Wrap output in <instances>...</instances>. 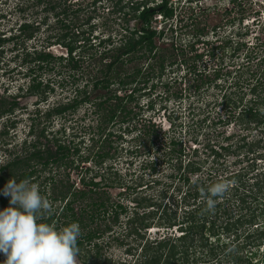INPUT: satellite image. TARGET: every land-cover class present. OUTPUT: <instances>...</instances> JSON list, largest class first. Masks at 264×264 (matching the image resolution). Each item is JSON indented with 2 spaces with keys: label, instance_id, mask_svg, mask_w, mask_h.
I'll return each instance as SVG.
<instances>
[{
  "label": "rangeland",
  "instance_id": "rangeland-1",
  "mask_svg": "<svg viewBox=\"0 0 264 264\" xmlns=\"http://www.w3.org/2000/svg\"><path fill=\"white\" fill-rule=\"evenodd\" d=\"M118 1L0 0V39L7 40L0 42V101L19 104L12 115L0 116V167L38 139L53 151L57 140L72 152L79 149L67 159L68 163L75 161L72 167L51 165L42 172L39 166L38 182L26 184L29 191L19 197L24 202L32 193L52 216L70 201L59 200L70 185L75 191H89L82 179L100 183L97 191L73 207L77 214L83 208L89 212L93 203L108 199L106 219L101 209L91 227L111 230L96 241L99 250L88 244L67 256L70 264H84L87 259L86 264H91L92 258H97V264H134L147 240L179 237L182 233L178 227L169 230L156 223L164 208L170 215L177 213L179 221L186 220L184 197L190 189L197 195L196 202L190 201L194 208L199 207L198 217L214 222L216 231L229 222L243 223L237 243H233V234L220 230L222 242L232 241L225 251L207 232L218 258L224 264H235L234 257L264 264V236L260 246L251 244L255 236L247 242L249 234L258 236L264 231V123L258 126L239 119L243 118L239 116L243 107L254 106L264 120V0H237L236 4L233 0H170L176 9L173 20L157 15L152 22V28L164 32L155 39L158 49L154 57L134 61L125 57L106 77L105 66L110 60L103 55L111 47L99 46L97 38L112 35L116 47L121 44L126 33L122 15L114 9ZM142 1L130 0L134 4ZM160 3L154 0L150 5ZM59 4L66 6L53 11ZM25 23L32 24V29L22 34L20 27ZM128 25L137 28L138 21L131 19ZM70 38L80 47L87 38L93 44L84 52L80 50L84 59L79 70L73 71L66 60H53L31 71L29 65L34 64H30L28 52L38 49L67 58L61 43ZM161 64L167 67L162 75L158 72ZM137 67L142 70L138 78ZM216 74L220 76L217 79ZM35 77L53 90L42 96H23L22 91ZM109 78L106 88L104 79ZM85 97L87 102H83ZM76 99L80 104L75 110L47 119L50 111ZM226 99L231 104L224 106ZM43 130L47 138L40 137ZM108 152L111 158L102 162L97 153ZM190 163L199 170L189 172L186 166ZM185 177L190 185L185 184ZM46 180L48 188L40 197L39 189ZM256 183L260 187L254 189ZM16 189L13 186L8 193ZM119 204L127 212L114 222L111 212ZM141 204L154 206L144 208ZM159 209L156 225L140 230L145 237L141 239L133 232L137 225L130 220L136 213L143 216ZM254 215L257 218L253 219ZM25 216L21 210L20 220ZM57 224L52 223L49 234L38 239L30 252L9 255L0 251V264H34L48 249L53 234L50 230L53 226L58 229ZM28 225L33 227L32 222ZM54 240L59 245L61 237ZM29 241L16 237L7 246L11 251L21 245L28 249ZM203 255L198 248L196 257Z\"/></svg>",
  "mask_w": 264,
  "mask_h": 264
},
{
  "label": "trees",
  "instance_id": "trees-1",
  "mask_svg": "<svg viewBox=\"0 0 264 264\" xmlns=\"http://www.w3.org/2000/svg\"><path fill=\"white\" fill-rule=\"evenodd\" d=\"M67 1L68 0H66V2ZM151 2L152 0H143L139 3L136 2L135 4L130 2V0L128 3H126V0H119L117 2L116 8L114 9L122 15V20H124L125 23L122 25V30L126 33V35L121 39L122 41L119 47H116V43L113 41L112 35H108V37L105 39L99 37L97 38L99 41V46L106 48L111 47L108 53L103 55V59L107 58V60H110V62L108 61L105 66L107 68L106 77L112 75L110 70L114 69V67L119 64V62L124 61L125 57H131L129 61L143 58L149 59L154 57L153 53L158 49L155 39L158 36L162 37L164 32H158L152 28V22L157 15H160L161 17L163 16L165 20H173V18L176 16V9L170 6V0H161V3L155 6H151ZM233 2L236 4L237 0H233ZM130 3L133 4L130 5ZM62 5L65 4H59V7L54 6L52 10L55 11L62 7ZM75 12L77 13L79 10ZM132 13H134L133 17H131ZM64 14H67L66 11H64ZM131 19H136L138 21L137 28L135 27L132 29L128 25ZM20 29L23 31L22 34H24L26 31H30L32 29V24L25 23L22 27H20ZM30 37H32V35H30ZM66 37L67 35H65V38ZM17 38L12 37V40ZM74 39L70 38L69 42L64 40V42L61 43L67 50V58H57L51 52L47 53L46 51H39L38 49L32 53L28 52L27 57L32 58V60H30V64H34L33 67L29 65L31 71L34 72L35 69L33 68L35 66H38L37 69H42L44 65H48L49 62L53 60H66L73 71L76 72L79 70L80 63L84 59V55H82L81 51H86V46L89 47L90 45L92 47L93 44L90 43L91 39L87 38L84 46L80 47L77 45V41ZM6 41L7 40L0 39V42ZM209 44L211 43H208V45ZM110 52H112L113 55L108 56ZM197 57H199V55H197ZM149 66L151 69H155L154 65L149 64ZM166 68L167 67L164 64H161L159 66V74H164ZM195 70L196 69H194V71ZM194 71H191L190 73H193ZM141 73V68L137 67L135 76L138 78ZM218 77H220L219 74H216V79ZM104 81L105 83H108L105 85V87L108 88L110 86L111 79H104ZM31 83L32 84L26 89V91H22L23 96H42L46 94L47 90H53L51 89L49 83L44 85L42 80L38 81L37 77L32 79ZM99 83L100 82L96 83V87H98ZM123 83L127 85L129 84L126 82ZM131 83H133V81L130 82V84ZM224 98L228 97L224 96ZM87 100L88 99L85 97L83 102H87ZM79 104L80 103L78 102V99H76L72 104L55 108L48 113L47 119L49 120L54 116H61L72 109L75 110ZM223 104L224 106L231 104V101L226 99ZM238 106L239 105L237 104L234 109L236 110L239 108ZM18 107L19 104L16 101L13 103L0 101V116L3 117L5 114L12 115L15 109ZM239 116H243V118H239L242 121L247 119L249 123H255L258 126L264 123L263 119L260 120V114L258 111H256L254 106L243 107L241 113H239ZM32 133H34V126ZM40 137L47 138L45 135V130L42 131ZM40 142L41 141L38 139L36 142L29 144L27 147H25L22 153H17L5 166L0 167V251H4L9 255L16 252H30L32 245L39 239V236H43L49 232V229L55 219V216L48 215V211L42 208L43 205L41 204V201H39L37 197L33 196L32 193L24 202L19 201L20 194L24 191H29L26 190V184L32 185L38 182V179L40 178L38 175L39 166H42V172H45L51 165H57L58 167H72L75 161L68 163L67 159H69V157L72 156L74 152L76 154L79 152V149H74L72 152L70 147L59 140L56 141V151H53L47 144L42 146ZM171 144L173 146L177 145L174 142H171ZM25 145H27V143ZM97 155L98 158H101L102 162L108 158H111L109 152L104 155L97 153ZM193 166L194 165L190 163L186 166V169H188L189 172H197L199 168H195ZM50 179L53 181V177ZM184 180L186 185H190L191 181L188 177H185ZM46 182L47 180L41 184L38 193L40 197L45 196V188L47 187ZM82 184L90 187V190L75 191L74 185H70L68 191L61 194L62 199H59V197L55 199L56 201L58 199L63 201L66 198H69L70 201L68 200L67 202L65 212H71V214L64 215L66 221H63L62 223V225H64V233L61 236L59 245L54 244L55 240L54 237H52L53 239H51L48 249L42 251L41 258L38 261L36 260L34 264H70L67 256L78 251H82L84 248H86V246H88V244L93 245L94 249L96 248L99 250V243L96 241H99V239L106 232L111 230V227H107L104 231H100L98 228L91 227V225L96 222V214L100 212L101 209L103 211V218L106 219L105 215L108 214V203L106 201H108V199L104 200L100 204L93 203L91 205L93 208L89 212L87 211V208H83L79 214L81 218L80 216L78 218L73 205L76 204V201L86 198L89 193L97 191V188L100 186V183L95 182L94 179H91L89 183H85L84 181ZM13 186H17L16 191L13 193H8V189ZM258 187H260V184L256 183L254 185V189H257ZM257 193L259 195L260 192L257 191L256 194ZM252 195L255 194L252 193ZM196 197L197 195L195 196L191 189L185 194L184 202L187 206V209L185 212L186 220L184 221H179L177 213L170 215L166 208L162 209L161 215L158 216V222L156 223L158 227L169 230L178 227L182 234L177 238L170 236L163 239H156L154 241L147 240L142 246L139 258L134 264H224L221 260L222 258H218L219 254L215 252V245L210 242V237H208L207 232H210V236L216 239L214 244H217V246H224L225 251L231 247L230 242L232 241H228V243L227 241L222 242V234L220 233V230L223 232V234H233L234 240H236L233 241V243H237L238 239L241 237L240 229L243 227V223L238 225L235 222H229L223 226L222 229L216 231V224L214 222L208 221L207 219L202 220L201 217H198L200 212L199 207L196 205V208H194L190 201L194 200V202H196ZM255 198H258V196L256 195ZM141 206L148 208L153 207L154 205L141 204ZM21 210H25L26 213V216L23 220H20L19 217ZM160 210L161 209L156 212L151 211L150 213H146L143 216H140L138 213H136V216L130 220L134 226L137 225L133 229V232L140 236L141 239H144L145 237L141 235L140 230H148L156 225L154 222H156V215H159ZM126 212L127 209L120 204L114 207L113 211L111 212L113 221L118 222L120 216ZM254 218H257V216L254 215L253 219ZM150 220L154 221L150 222ZM30 222L33 223L32 228L29 227L30 225H28ZM76 222H78L80 226L77 228V232L74 233L70 231V228H72ZM253 222L254 220H251V223ZM252 236H255V239L251 242V244H257V246H260L259 244L263 242L264 231L259 232L258 236L256 233L249 234L247 237V242L253 238ZM13 237L29 238V248L26 249L22 247L19 248V250L12 249L11 251L9 246H7V242ZM196 238H199V240ZM197 242L198 245H196ZM239 244L240 243H238V245ZM196 248L202 250V252L205 254V257L204 255L200 258L196 257ZM244 258L246 257H234L235 264H253L251 258ZM87 262L88 259L84 262V264ZM91 262H93L91 264H97V258H92ZM256 264L259 263L257 262Z\"/></svg>",
  "mask_w": 264,
  "mask_h": 264
},
{
  "label": "flooded vegetation",
  "instance_id": "flooded-vegetation-1",
  "mask_svg": "<svg viewBox=\"0 0 264 264\" xmlns=\"http://www.w3.org/2000/svg\"><path fill=\"white\" fill-rule=\"evenodd\" d=\"M24 24H22L21 25V27L23 26ZM85 180L84 179H82V181L81 182H84ZM86 183V182H85ZM67 206V203H65L64 204V206H63V208L60 210V212H56V214L55 215H52V216H55V219H54V222H58V224L57 225H59L58 226V229H54V226H53V228H51V230L50 231H53V234L51 235L52 237H58V236H62V234L64 233V231H63V228H64V225H62V223H63V220H61L62 218L63 219H65V217H64V215L65 214H67V215H69V214H71V212H65V207ZM74 206V205H73ZM75 209V208H74ZM77 214V213H76ZM80 214V213H79ZM79 214H77V216L79 217L80 215ZM59 221L60 222H62V223H59ZM64 221H66V219L64 220ZM54 222H53V225H54ZM61 224V225H60ZM80 226V224L78 223V222H76V223H74V225H73V227L72 228H70V231L71 232H74V233H76L77 232V228ZM57 230V231H56ZM46 234H49V232L48 233H46ZM46 234H44L43 236H39V239H42V238H45L44 236L46 235ZM13 238H16V237H13ZM13 238H11L10 240H13ZM53 239V238H52ZM9 240V241H10ZM9 241L7 242V243H9ZM55 242V241H54ZM23 246L21 245L20 247H18V248H22ZM17 248V249H18ZM23 248H25V247H23ZM17 253V252H16ZM20 254L21 253H23V252H19ZM18 253V254H19ZM19 254V255H20Z\"/></svg>",
  "mask_w": 264,
  "mask_h": 264
},
{
  "label": "clouds",
  "instance_id": "clouds-1",
  "mask_svg": "<svg viewBox=\"0 0 264 264\" xmlns=\"http://www.w3.org/2000/svg\"><path fill=\"white\" fill-rule=\"evenodd\" d=\"M152 1H154V0H152ZM165 20V19H164ZM167 21V20H166ZM260 184V183H259Z\"/></svg>",
  "mask_w": 264,
  "mask_h": 264
}]
</instances>
